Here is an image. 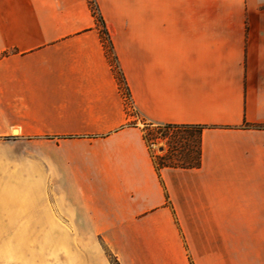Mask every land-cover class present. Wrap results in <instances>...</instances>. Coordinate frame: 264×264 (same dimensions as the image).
Instances as JSON below:
<instances>
[{
  "label": "crops",
  "instance_id": "obj_1",
  "mask_svg": "<svg viewBox=\"0 0 264 264\" xmlns=\"http://www.w3.org/2000/svg\"><path fill=\"white\" fill-rule=\"evenodd\" d=\"M96 1L129 97L88 0H0L6 238L59 264H264V0ZM144 123L203 127L201 165L157 170Z\"/></svg>",
  "mask_w": 264,
  "mask_h": 264
},
{
  "label": "rangeland",
  "instance_id": "obj_2",
  "mask_svg": "<svg viewBox=\"0 0 264 264\" xmlns=\"http://www.w3.org/2000/svg\"><path fill=\"white\" fill-rule=\"evenodd\" d=\"M144 126L145 129H148V133L153 134L154 138H148L155 140L154 146H152L153 143H150L151 151L154 154H166L171 146H174L178 151H183L184 145L181 146V144L184 142L182 139L187 135L186 130L179 131L177 137H181L180 142L178 138L173 139V131H165L164 126L151 123H144ZM14 231L16 229L8 223V219L0 217V264H59L56 241H49V243L45 240L6 238L13 235Z\"/></svg>",
  "mask_w": 264,
  "mask_h": 264
},
{
  "label": "trees",
  "instance_id": "obj_3",
  "mask_svg": "<svg viewBox=\"0 0 264 264\" xmlns=\"http://www.w3.org/2000/svg\"><path fill=\"white\" fill-rule=\"evenodd\" d=\"M93 16L96 19L97 25L99 27V31L101 34L102 41L107 49V54L111 64L114 66L117 78L119 80L120 86L123 89V92L127 97L130 96L129 88L126 84L123 73L119 67L118 60L116 55L114 54L113 45L110 40L108 31L105 26L104 19L100 13L99 6L96 0H88ZM165 131H173V139H177L181 142V137H177L180 130H186L187 135L184 139V142L181 144L183 146V151L177 150L174 146H171L170 150L166 152L164 155H154V160L156 164L157 170H160L163 167H174V168H197L201 165V135L203 127L194 126V125H164ZM160 130V129H159ZM148 129H145V139L147 142L155 143L154 139H150L148 137H153V134L148 133ZM167 134V133H166ZM154 138V137H153ZM108 257L112 264H120L119 261L108 252Z\"/></svg>",
  "mask_w": 264,
  "mask_h": 264
}]
</instances>
